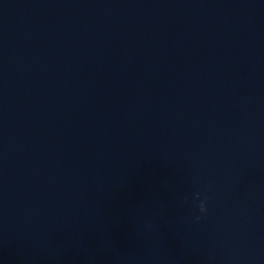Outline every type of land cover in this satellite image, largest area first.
Segmentation results:
<instances>
[{"label": "water", "instance_id": "1", "mask_svg": "<svg viewBox=\"0 0 264 264\" xmlns=\"http://www.w3.org/2000/svg\"><path fill=\"white\" fill-rule=\"evenodd\" d=\"M0 264H264V0H0Z\"/></svg>", "mask_w": 264, "mask_h": 264}, {"label": "clouds", "instance_id": "2", "mask_svg": "<svg viewBox=\"0 0 264 264\" xmlns=\"http://www.w3.org/2000/svg\"><path fill=\"white\" fill-rule=\"evenodd\" d=\"M197 199H199V194H197ZM199 209L202 213H207L206 201H201L199 205ZM202 217L197 216L196 219L200 220Z\"/></svg>", "mask_w": 264, "mask_h": 264}]
</instances>
